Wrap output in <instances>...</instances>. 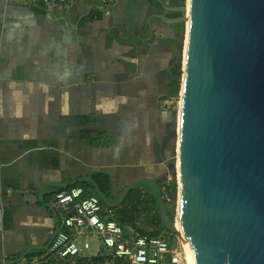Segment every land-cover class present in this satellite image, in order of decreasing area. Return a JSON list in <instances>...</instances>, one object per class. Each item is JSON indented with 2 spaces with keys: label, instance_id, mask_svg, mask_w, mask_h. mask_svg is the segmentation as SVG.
<instances>
[{
  "label": "crops",
  "instance_id": "obj_1",
  "mask_svg": "<svg viewBox=\"0 0 264 264\" xmlns=\"http://www.w3.org/2000/svg\"><path fill=\"white\" fill-rule=\"evenodd\" d=\"M41 4L0 0V257L6 259L46 245L54 230L39 198L43 184L102 171L117 199L136 178L159 185L168 178L173 131L161 101L169 92L170 36L153 16L159 8L151 0ZM53 189L46 186L43 198ZM140 191L150 210L138 214L134 227L151 232L160 226L150 220L153 192L145 185ZM146 214L153 229L140 226Z\"/></svg>",
  "mask_w": 264,
  "mask_h": 264
},
{
  "label": "water",
  "instance_id": "obj_2",
  "mask_svg": "<svg viewBox=\"0 0 264 264\" xmlns=\"http://www.w3.org/2000/svg\"><path fill=\"white\" fill-rule=\"evenodd\" d=\"M156 1L164 11L178 13L154 14L159 22L171 27L187 21L176 128L181 229L150 177L128 183L115 201L91 177L76 181L90 182L110 207L133 187H150L161 226L178 236L192 264H264V0H187L177 6ZM48 185L66 183L43 184L41 202ZM45 205L55 224L47 244L30 245L15 259L0 257V264H14L29 250L48 247L58 219L49 201Z\"/></svg>",
  "mask_w": 264,
  "mask_h": 264
},
{
  "label": "built area",
  "instance_id": "obj_3",
  "mask_svg": "<svg viewBox=\"0 0 264 264\" xmlns=\"http://www.w3.org/2000/svg\"><path fill=\"white\" fill-rule=\"evenodd\" d=\"M42 5L69 7L74 0H39ZM101 6L115 0H88ZM58 219V229L50 244L21 264H81V259L97 257L98 264H192L181 243L172 246L162 234L141 232L134 226L124 228L114 216V207L105 205L96 195H85L80 185L54 192L49 199ZM88 236L97 238L90 253Z\"/></svg>",
  "mask_w": 264,
  "mask_h": 264
},
{
  "label": "trees",
  "instance_id": "obj_4",
  "mask_svg": "<svg viewBox=\"0 0 264 264\" xmlns=\"http://www.w3.org/2000/svg\"><path fill=\"white\" fill-rule=\"evenodd\" d=\"M165 1V0H163ZM168 5L171 6H177L179 4H184L183 1H178V0H166ZM42 6V4H41ZM183 25L182 22L176 23L175 26L176 28H178L179 26ZM170 74V79L167 82V87L169 89L168 93H176L179 85H180V81H181V77H182V70L179 69V66L175 65L172 68H170L169 71ZM173 175L172 181L169 183H166V181H163L162 185H159L161 188V193H162V198L166 204V210L167 213L173 217L174 214V201H175V187H176V180H175V174H174V170L173 168L170 171ZM178 173V170H177ZM89 177H91L96 184L98 185L101 193L109 200V201H115L116 198H113L110 195V189H111V181H110V176L108 173L106 172H102V171H97V172H93L89 175H87ZM82 177V176H81ZM80 178V177H78ZM78 178H74L72 180L76 181ZM72 182H68L66 183L65 186H54V189L52 190V193L57 192V191H61V190H66L68 189L70 186L72 185H80L84 188L85 190V195H96V192L94 191L92 185L90 182L84 181V182H77L75 184H73ZM140 186L141 185H137L135 187H133L125 196V198L123 199V201L116 207H114V211H115V220L121 224L124 228H127L129 226H135V221L136 218L138 216L139 213H141L142 211L145 210H150V206L148 205V200L144 199L142 197H140L141 191H140ZM153 192V191H152ZM51 192H49L50 194ZM48 199V198H47ZM46 197L44 198V201L42 203H46L49 201V199L47 200ZM149 201L153 202V204L155 205L156 209L155 212L150 216V220L151 223H157L160 226L155 229L154 231L148 232L150 234H159L160 231L162 230V226H161V222L160 219L158 218L157 212H158V208L157 205L155 203V199H154V194H151V197H149ZM179 208V206H178ZM144 232V231H141ZM173 234V233H172ZM42 250H31L30 252H27L26 256L32 255V253H40ZM98 262H100V259L97 257H92L90 259H81L80 263L81 264H88V263H94V264H98ZM114 264H128L126 261L123 260H115Z\"/></svg>",
  "mask_w": 264,
  "mask_h": 264
},
{
  "label": "rangeland",
  "instance_id": "obj_5",
  "mask_svg": "<svg viewBox=\"0 0 264 264\" xmlns=\"http://www.w3.org/2000/svg\"><path fill=\"white\" fill-rule=\"evenodd\" d=\"M151 1L155 4V6H157V8H159L160 10H163V8L160 6L159 3H157L156 0H151ZM178 1H183L185 4L187 0H178ZM179 5H182V4H179ZM164 12H166V14H168V15H169V13H171L168 11H164ZM169 17H170V15H169ZM185 31H186V25H185V23H183V25L179 26L178 28H176L175 30L170 32V42H169L170 49L168 52V64H169L170 68L177 65V66H179V69L182 70L183 59H184V54H185V47L183 45V41L185 40ZM172 33L174 35H172ZM133 35H134V31H130V37H134ZM132 40H134V39H132ZM181 80H182V77H181ZM180 87H181V81H180V85H179L177 92L176 93H168V95H166V97H164L161 101L163 108H165L167 110V112H169L170 124H171L170 125V132L173 131L172 137L169 140V149H168V154H167V158H166V165H167L166 173L168 174V178H166V183H169L172 181L173 175L170 171L173 168L174 174H175V180H176L175 198H174L175 199V201H174L175 208H174V214H173V216H175V217H177L176 206L177 207L179 206V204L177 203V199H178V193H177L178 178H177V172H176V165H177V170L179 173V140L177 142L176 128H178V131H179ZM177 119H178V122H177ZM176 142H177V145H176ZM167 174H165V175H167ZM141 186H144V185H141ZM146 187H148V186H146ZM178 192H179V190H178ZM179 199H180V196H179ZM147 217H148V215L146 214L145 216H143V218H140L138 220L140 222V226H142L144 228H152L153 229L152 224L149 223V220L147 219ZM160 234L165 236L166 239L169 241V243L172 246H175V245L180 243V239L178 238V236L174 233L172 234V232H170L169 230H167L165 228H162V231L160 232ZM85 240L88 241V243L90 245L89 252L92 253L93 250L96 248V244L98 242L97 238L94 236H88L87 238H85ZM88 264H94V263H88Z\"/></svg>",
  "mask_w": 264,
  "mask_h": 264
},
{
  "label": "bare ground",
  "instance_id": "obj_6",
  "mask_svg": "<svg viewBox=\"0 0 264 264\" xmlns=\"http://www.w3.org/2000/svg\"><path fill=\"white\" fill-rule=\"evenodd\" d=\"M187 11H188V5H187ZM187 11H186V14H187ZM185 25H186V31H185V40L183 41V44H184V47L186 48L187 21H186ZM179 124H180V120H179ZM178 140H179V137H178ZM177 175L180 178V173H177ZM179 196H180V190L178 192V199H179ZM178 199H177V203L180 204V199L179 200ZM177 209H178V207H177ZM175 226H176V228L181 229L178 211H177V217H175Z\"/></svg>",
  "mask_w": 264,
  "mask_h": 264
},
{
  "label": "flooded vegetation",
  "instance_id": "obj_7",
  "mask_svg": "<svg viewBox=\"0 0 264 264\" xmlns=\"http://www.w3.org/2000/svg\"><path fill=\"white\" fill-rule=\"evenodd\" d=\"M158 13H163L164 11H162V10H160V9H158V11H157ZM156 14V13H155ZM166 14V13H165ZM167 16H169L170 15V17H174V16H177L178 15V13H169V15L168 14H166ZM156 19H158V18H156ZM158 23H160V24H164L163 22H159V19H158ZM165 26H166V28H165V32L170 36V32L171 31H173V30H175L176 28V26H175V24H173V25H171V27H169L168 25H166L165 24ZM172 35H174L173 33H172ZM171 35V36H172ZM169 76H170V74H169Z\"/></svg>",
  "mask_w": 264,
  "mask_h": 264
}]
</instances>
